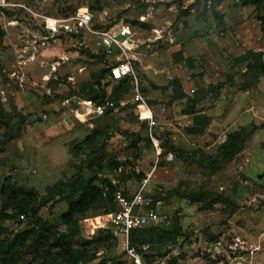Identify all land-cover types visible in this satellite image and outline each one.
Returning a JSON list of instances; mask_svg holds the SVG:
<instances>
[{
	"label": "rangeland",
	"instance_id": "rangeland-1",
	"mask_svg": "<svg viewBox=\"0 0 264 264\" xmlns=\"http://www.w3.org/2000/svg\"><path fill=\"white\" fill-rule=\"evenodd\" d=\"M17 1L27 9L0 13V29L4 31L0 112L11 118L0 126V187L9 180L43 195L47 185L67 178L75 172L73 165L82 164L84 155L75 157L70 148L92 130L104 128L113 134L107 151L124 166L102 175L119 182V188L128 193L149 175L147 194L166 198L160 200L158 210L167 216L159 227L168 240L151 250L146 264H168L172 258L178 264H264V75L254 79L243 60L249 50H264L256 20L261 12L242 5L241 0ZM78 8L87 9L102 27L117 22L132 25L139 44L134 52L139 91L155 121L162 123L154 130L164 151L156 165L152 145L140 141L132 147L136 134L147 136L142 119L150 115L137 106L131 82L128 94L103 116L73 113L62 103L66 95L81 99L76 94L81 84L92 82L91 73L99 72L108 62L99 59L95 38L87 33L45 42L31 12L57 16ZM213 11L220 14V20ZM56 62L59 65L53 70ZM175 79L186 98L223 82L216 94L208 93L196 105L197 112L205 111L210 117L204 134L187 131L192 115L183 113L187 99H171ZM107 81L115 84L105 74L101 83ZM161 86H168V90ZM17 114L26 116L21 134L6 140L8 134L16 133ZM201 121L195 119V125L200 126ZM242 127L251 132L244 148L214 173L189 164L168 149L174 145L184 151L213 153L229 132ZM83 174L91 176L87 168ZM211 200L215 201L209 206ZM65 209V204L58 203L52 210L43 208L40 214L56 220ZM110 213L94 209L84 214L72 245L79 247L82 239H94L100 229L111 230ZM19 220L18 226L5 225L8 230L23 229L30 221L26 216ZM59 230L64 231V226ZM96 255L93 263L131 264L117 242L109 250L98 248Z\"/></svg>",
	"mask_w": 264,
	"mask_h": 264
},
{
	"label": "trees",
	"instance_id": "trees-1",
	"mask_svg": "<svg viewBox=\"0 0 264 264\" xmlns=\"http://www.w3.org/2000/svg\"><path fill=\"white\" fill-rule=\"evenodd\" d=\"M206 1L211 3L220 0ZM241 1L244 6H253L256 13L257 10L261 12L260 15L256 16V20L260 25L264 45V0ZM213 14L216 19H221L217 11H213ZM3 37L4 31L0 29V44ZM246 53L243 60L247 61L248 72L252 74L254 79H257L260 74L264 75V50H249ZM98 56L104 63L109 62V58L104 55L99 53ZM106 65L99 72L91 73L93 81L82 83L76 94L81 99L90 100L95 104L110 100L116 107L128 94L131 80L125 77L119 81H114L115 84L113 85L109 81L101 83L105 74L109 77ZM109 79L113 81L110 77ZM172 84L171 99L173 101L187 99L188 105L183 113L194 116V125L188 127L187 131L201 133L210 120L202 113L196 114V105L203 101L208 93L216 94L217 90L222 88L223 82L216 85L210 84L206 93L195 91L192 98H186L187 96L177 79L173 80ZM109 86L111 88L107 90ZM167 88L168 86H161L162 90ZM76 94L73 93V95ZM67 97L69 95L65 96V98ZM112 110V108L108 109L105 114ZM17 115L19 119L15 124L16 133L14 135L8 134L6 140L19 137L21 134V127L26 120V116ZM198 118L202 120L200 126L195 125V119ZM10 119L9 115L0 112V126L1 124H8ZM142 123L147 124L145 120ZM250 133L244 127L229 132L225 140L218 145L216 151L212 154H208L202 149L184 151L174 145H170L168 149L189 164H196L200 169H208L210 173H214L223 164L230 162L244 148ZM112 135L104 128H97L87 134L79 144L73 145L70 148V153L75 157L84 155L85 158L82 164L72 166L75 170L72 175L46 186L43 195L39 196L32 190L5 180L0 187V264H105L104 261L97 263H93V261L97 257L96 250L98 248L103 247L109 250L115 247L116 240L111 230L100 229L94 239H82L79 247H74L71 239L81 231L79 219L88 211L103 209L105 213H112L117 210L113 197L114 192L120 189L119 182L113 183L109 178L102 175L104 172H116L124 166V162L118 160L115 154L107 151V143ZM140 141H146L147 144L152 145L148 136L142 138L139 134H136L132 147L136 148V144ZM162 146L166 147L165 144H162ZM84 168L89 169L91 173L88 178L83 174ZM124 192L127 195L125 190ZM207 195L212 198L219 197L216 194L207 193ZM156 199L163 200L166 198H153V200ZM191 199L195 201L196 197L192 196ZM213 201L215 200H211L208 205L210 206ZM58 203H64L66 209L57 216L56 220H48L40 214L43 208L46 207L52 210ZM25 216L30 220L25 228H10L8 230L5 223H15L18 226L21 224L19 217L24 218ZM60 226H64V231L59 230ZM165 233L161 231L159 225L131 230V245L138 249L144 244L148 245V249L142 253L144 264H146V257L153 248L165 245L168 240ZM170 234L169 230L168 235ZM168 264L178 263L175 258H172Z\"/></svg>",
	"mask_w": 264,
	"mask_h": 264
},
{
	"label": "built area",
	"instance_id": "built-area-1",
	"mask_svg": "<svg viewBox=\"0 0 264 264\" xmlns=\"http://www.w3.org/2000/svg\"><path fill=\"white\" fill-rule=\"evenodd\" d=\"M27 9L17 0H0V13L17 9ZM41 28L44 41L59 38L60 36H82L87 34L95 38L94 47L100 54L109 58L106 65L108 75L113 81H119L125 77L131 80L134 91V99L137 106L144 105L148 108L138 87V79L134 70V52L139 47L135 42L132 25L126 22H117L102 27L93 21L91 13L85 8H78L67 15H42L31 12ZM44 41L42 42L43 44ZM56 62L52 65L55 70ZM63 105L71 112L78 111L85 116H103L108 109H114V103L106 100L95 104L87 99H79L74 96L63 100ZM147 123V136L155 149L156 162L161 154V147L155 133V121L152 115L142 119ZM149 175L140 181L139 186L133 193L125 194L124 190L117 189L114 192L113 201L117 210L110 213L111 232L122 253L133 264H144L142 253L148 249L144 244L136 248L130 243V232L151 225H159L167 216L162 214L158 207L161 201L153 200L146 192V184ZM154 205L152 206V204Z\"/></svg>",
	"mask_w": 264,
	"mask_h": 264
},
{
	"label": "crops",
	"instance_id": "crops-1",
	"mask_svg": "<svg viewBox=\"0 0 264 264\" xmlns=\"http://www.w3.org/2000/svg\"><path fill=\"white\" fill-rule=\"evenodd\" d=\"M247 6H249V5H247ZM260 51H263V50H260ZM166 90H168V89H166ZM171 95H172V90H171ZM207 98V97H206ZM205 98V99H206ZM204 99V100H205ZM177 100H180V101H182L183 99H177ZM177 100H175V101H177ZM203 100V101H204ZM203 101H201V102H203ZM174 102V101H173ZM201 102H199V103H201ZM199 103H197V104H199ZM148 106V105H147ZM149 108V107H148ZM149 111H150V113H151V115H152V118H153V120L155 121V119H154V115H153V113H152V110L149 108ZM200 113H202V115H204V116H207L208 118H209V120H210V117H209V115L207 114V112H205V111H202V112H197L196 114H200ZM171 120V119H170ZM26 121V120H25ZM169 120L168 121H166L164 124L165 125H168L169 123ZM171 122V121H170ZM25 123V122H24ZM155 123H156V125H155V127H154V129L156 130V127L158 126V124H162V123H158V122H156L155 121ZM194 125V116L192 115V118H191V124L190 125H188V126H186V128L187 127H191V126H193ZM209 125H207L204 129H203V131L201 132V133H197V134H204V131L207 129V127H208ZM221 143V142H220ZM219 143V144H220ZM218 144V145H219ZM218 145L216 146V148H215V151H216V149H217V147H218ZM214 151V152H215ZM213 152V153H214ZM208 154H212V153H208ZM48 186V185H47ZM46 188V187H45ZM63 206H64V203H63ZM64 211V210H63Z\"/></svg>",
	"mask_w": 264,
	"mask_h": 264
},
{
	"label": "bare ground",
	"instance_id": "bare-ground-1",
	"mask_svg": "<svg viewBox=\"0 0 264 264\" xmlns=\"http://www.w3.org/2000/svg\"><path fill=\"white\" fill-rule=\"evenodd\" d=\"M140 106H143V107H144V109H146V110L149 112V115L151 114V113H150V111H149L147 108H145V106H144V105H140Z\"/></svg>",
	"mask_w": 264,
	"mask_h": 264
},
{
	"label": "water",
	"instance_id": "water-1",
	"mask_svg": "<svg viewBox=\"0 0 264 264\" xmlns=\"http://www.w3.org/2000/svg\"><path fill=\"white\" fill-rule=\"evenodd\" d=\"M262 147L264 148V144L262 145Z\"/></svg>",
	"mask_w": 264,
	"mask_h": 264
}]
</instances>
